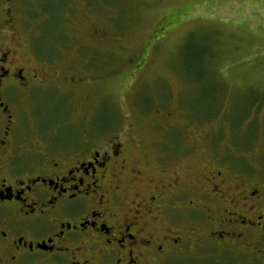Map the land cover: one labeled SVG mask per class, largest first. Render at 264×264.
Here are the masks:
<instances>
[{
  "label": "rangeland",
  "instance_id": "obj_1",
  "mask_svg": "<svg viewBox=\"0 0 264 264\" xmlns=\"http://www.w3.org/2000/svg\"><path fill=\"white\" fill-rule=\"evenodd\" d=\"M13 5L20 12L18 56L30 57L36 40L51 43L50 58L42 56L53 63L45 67L46 84L64 92L49 91L44 107L33 109L38 125L23 116L27 132L51 129L58 141L68 139L63 144H83L90 129H105L96 146L108 139L123 142L128 160L155 179L152 186L156 178L195 182L211 171L222 172L229 183L236 180L240 169L230 166L221 149L230 144L229 114L243 116L251 95L264 97V0H14ZM5 8L0 0V41ZM188 40L191 48L210 52L201 65L202 82L183 71ZM80 68L88 79L71 86L51 73L81 76ZM202 92L221 100L222 107L216 119L199 123L191 119L192 106ZM261 104L264 109V98ZM261 122L250 129L255 138L246 154L256 183L264 180ZM222 130L226 135L215 155L211 139Z\"/></svg>",
  "mask_w": 264,
  "mask_h": 264
},
{
  "label": "flooded vegetation",
  "instance_id": "obj_2",
  "mask_svg": "<svg viewBox=\"0 0 264 264\" xmlns=\"http://www.w3.org/2000/svg\"><path fill=\"white\" fill-rule=\"evenodd\" d=\"M13 2L4 0L0 41V264H264V180L250 172L232 183L220 171L195 182L169 175L152 186L123 142L96 146L105 129H90L83 144L27 132L23 116L37 123L33 109L62 90L46 84L53 63L38 49L18 56ZM76 71L51 73L71 86L88 79Z\"/></svg>",
  "mask_w": 264,
  "mask_h": 264
},
{
  "label": "trees",
  "instance_id": "obj_3",
  "mask_svg": "<svg viewBox=\"0 0 264 264\" xmlns=\"http://www.w3.org/2000/svg\"><path fill=\"white\" fill-rule=\"evenodd\" d=\"M62 35V33H61ZM41 39L36 40L33 48H36L39 50V54L42 57L43 55H46L47 58H50L49 55L53 49H51V43H47V45H41L40 44ZM54 41V40H52ZM40 46V48H37L36 46ZM56 48L54 47V50ZM41 51H45V53H41ZM183 53V58L185 59V67H183L184 73L187 75V77H190L192 74H195L194 78H196V81L202 82L204 81V72L203 68L201 67L202 62L204 59L208 57V54L210 53L206 49H193L191 48V44L188 40V42L185 44V47L182 51ZM198 84V83H197ZM252 98L248 101H246L247 108L249 110L248 113L247 109L246 111L243 110V116H234L230 115L228 116V120L230 121L229 128L227 133L230 136V144H226L224 148L221 150H225L226 153V158L228 161L231 163V166L236 169H240L246 172H250V169L252 165L249 163V159L247 158L246 154L250 152V149H252V143L254 140V136L256 130L254 131V138L251 140V133L252 127L256 128V121H262L261 122V127H262V132L264 135V109L262 108L261 100L264 98L258 94H253L251 95ZM217 100L214 98V95L211 96V94L207 93H200L199 100L194 103L192 106V111L194 112L193 114H196L194 116V122H208L216 119L219 116L221 107H222V101L219 100L217 103ZM218 106V107H217ZM253 109L254 115L252 116V113L250 114V110ZM254 130V129H253ZM258 130V128H257ZM222 134L226 135L225 130H222L220 134H218V137L215 135L211 139V146L213 150L211 151L217 155L218 149L220 146L222 147L221 143H219L220 138ZM218 140V141H216ZM220 149V148H219ZM215 150V151H214ZM219 157V156H218ZM224 161V160H223ZM260 167L264 169V162H261ZM264 174V170L262 172Z\"/></svg>",
  "mask_w": 264,
  "mask_h": 264
}]
</instances>
